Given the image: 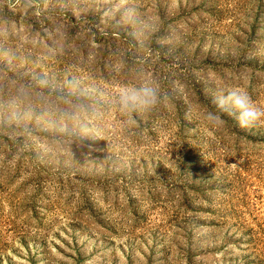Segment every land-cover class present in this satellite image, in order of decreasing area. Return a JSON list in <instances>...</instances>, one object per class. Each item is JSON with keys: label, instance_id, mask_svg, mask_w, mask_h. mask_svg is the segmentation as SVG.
<instances>
[{"label": "rangeland", "instance_id": "rangeland-1", "mask_svg": "<svg viewBox=\"0 0 264 264\" xmlns=\"http://www.w3.org/2000/svg\"><path fill=\"white\" fill-rule=\"evenodd\" d=\"M233 86L264 106V0H0V264H264Z\"/></svg>", "mask_w": 264, "mask_h": 264}, {"label": "clouds", "instance_id": "clouds-1", "mask_svg": "<svg viewBox=\"0 0 264 264\" xmlns=\"http://www.w3.org/2000/svg\"><path fill=\"white\" fill-rule=\"evenodd\" d=\"M159 102L158 89L151 82H145L138 87H123L118 93V104L126 111L150 110ZM213 103L219 111L206 113V119L212 124L223 123L220 115L223 112L233 115L241 127L264 121V106L257 105L241 86L221 89Z\"/></svg>", "mask_w": 264, "mask_h": 264}]
</instances>
